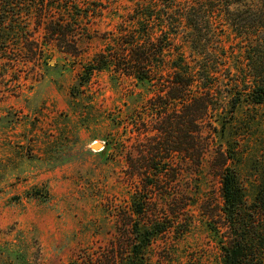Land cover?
Returning <instances> with one entry per match:
<instances>
[{
    "label": "rangeland",
    "instance_id": "374dc122",
    "mask_svg": "<svg viewBox=\"0 0 264 264\" xmlns=\"http://www.w3.org/2000/svg\"><path fill=\"white\" fill-rule=\"evenodd\" d=\"M81 1L95 25L74 31L76 48L32 26L43 57L0 63V264H109V251L120 261L119 243L139 220L135 161L167 157L162 142L149 141L152 131L140 135L151 88L113 69L86 73L137 0ZM232 120L215 140L205 130L201 167L181 165L173 179L161 164L145 180L151 217L173 221L150 246L148 264H222L220 153L252 200L264 175V104L245 98Z\"/></svg>",
    "mask_w": 264,
    "mask_h": 264
},
{
    "label": "trees",
    "instance_id": "16d2710c",
    "mask_svg": "<svg viewBox=\"0 0 264 264\" xmlns=\"http://www.w3.org/2000/svg\"><path fill=\"white\" fill-rule=\"evenodd\" d=\"M89 16L81 0H0V63L13 66L24 57H43L32 26L45 29L62 49L75 47L74 31L95 25L88 23ZM228 31L232 42L226 39ZM106 69L151 88L146 112L138 115L144 122L140 135L152 131L149 141L163 143L167 152L164 159L143 155L135 161L136 233L120 241V261L114 251L106 255L109 264H148L150 246L173 222L151 217L145 180L152 169L163 164L176 179L181 165L201 167L209 144L205 130L215 140L216 134L224 135L245 98L264 104V0H137L134 13L122 19L112 42L92 58L86 73ZM220 154L224 223L216 232L222 264H264V175L255 181L250 200L238 173L227 166L226 152Z\"/></svg>",
    "mask_w": 264,
    "mask_h": 264
},
{
    "label": "water",
    "instance_id": "95a60500",
    "mask_svg": "<svg viewBox=\"0 0 264 264\" xmlns=\"http://www.w3.org/2000/svg\"><path fill=\"white\" fill-rule=\"evenodd\" d=\"M98 145V147H99V144H95V145H93V148H97L96 146ZM104 149V148H103Z\"/></svg>",
    "mask_w": 264,
    "mask_h": 264
},
{
    "label": "bare ground",
    "instance_id": "6f19581e",
    "mask_svg": "<svg viewBox=\"0 0 264 264\" xmlns=\"http://www.w3.org/2000/svg\"><path fill=\"white\" fill-rule=\"evenodd\" d=\"M96 147H98V145Z\"/></svg>",
    "mask_w": 264,
    "mask_h": 264
}]
</instances>
